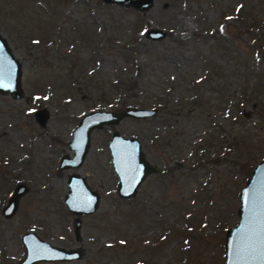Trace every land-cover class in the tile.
<instances>
[{"label": "rangeland", "instance_id": "1", "mask_svg": "<svg viewBox=\"0 0 264 264\" xmlns=\"http://www.w3.org/2000/svg\"><path fill=\"white\" fill-rule=\"evenodd\" d=\"M155 28L165 37L148 39ZM0 33L22 63L24 92L0 93V264L23 258L27 232L82 250L78 260L37 264H223L239 192L264 159V0H153L144 11L0 0ZM120 75L136 88L116 90ZM123 106L158 112L93 130L84 162L59 168L84 114ZM113 131L139 139L157 168L130 199L116 193ZM79 171L100 201L76 239L64 197ZM18 183L28 190L5 218Z\"/></svg>", "mask_w": 264, "mask_h": 264}, {"label": "water", "instance_id": "2", "mask_svg": "<svg viewBox=\"0 0 264 264\" xmlns=\"http://www.w3.org/2000/svg\"><path fill=\"white\" fill-rule=\"evenodd\" d=\"M107 4L132 7L139 11L153 6V0H102ZM150 40H160L165 37L161 29H150L145 35ZM264 61V49L262 53ZM22 63L17 59L7 39L0 33V93L8 94L12 99H21L24 95L22 88ZM157 108L131 106L119 112L110 110H94L84 114L72 132L69 149L72 157L64 155L59 160V168H78L88 153L91 134L95 129L104 126L117 125L124 118L147 119L154 117ZM38 123L45 120L42 110L35 113ZM112 168L118 177L116 193L122 199H130L136 195L145 178L155 172L154 167L142 149L139 139L125 137L118 131H113L108 142ZM67 193L64 203L68 210L75 215L74 234L80 239L81 216L91 215L98 209L100 195L92 190L79 173L70 174L66 183ZM28 188L24 183H18L6 205L1 209L5 218L15 214L18 203ZM240 206L237 210L238 221L229 227L224 235V263L241 264L240 257L247 254L248 236L256 234V244L259 246L262 221H264V159L258 162L245 185L239 192ZM24 256L11 264H37L40 262H71L81 258L79 248L67 249L53 245L41 239L35 232H27L21 236ZM256 264H259L257 261Z\"/></svg>", "mask_w": 264, "mask_h": 264}, {"label": "snow or ice", "instance_id": "3", "mask_svg": "<svg viewBox=\"0 0 264 264\" xmlns=\"http://www.w3.org/2000/svg\"><path fill=\"white\" fill-rule=\"evenodd\" d=\"M248 240L247 254L240 257L241 264H256L257 261L259 264H264V221H262L259 246L256 244V234L254 232L249 234Z\"/></svg>", "mask_w": 264, "mask_h": 264}, {"label": "trees", "instance_id": "4", "mask_svg": "<svg viewBox=\"0 0 264 264\" xmlns=\"http://www.w3.org/2000/svg\"><path fill=\"white\" fill-rule=\"evenodd\" d=\"M123 50L125 52H129L130 49L128 48V45L125 44L124 46H122ZM114 86L116 88V90L119 89H130V88H136L135 86V82L131 77L128 78H123L122 75H120L117 80L114 82ZM108 101V100H107ZM164 104V103H163ZM124 107V106H123ZM161 107V106H160ZM125 108V107H124Z\"/></svg>", "mask_w": 264, "mask_h": 264}, {"label": "bare ground", "instance_id": "5", "mask_svg": "<svg viewBox=\"0 0 264 264\" xmlns=\"http://www.w3.org/2000/svg\"><path fill=\"white\" fill-rule=\"evenodd\" d=\"M78 173H80V171Z\"/></svg>", "mask_w": 264, "mask_h": 264}]
</instances>
